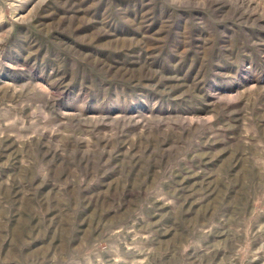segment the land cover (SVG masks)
<instances>
[{
	"label": "rangeland",
	"instance_id": "obj_1",
	"mask_svg": "<svg viewBox=\"0 0 264 264\" xmlns=\"http://www.w3.org/2000/svg\"><path fill=\"white\" fill-rule=\"evenodd\" d=\"M0 264H264V0H0Z\"/></svg>",
	"mask_w": 264,
	"mask_h": 264
}]
</instances>
